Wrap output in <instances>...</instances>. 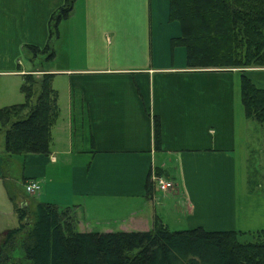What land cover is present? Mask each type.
I'll use <instances>...</instances> for the list:
<instances>
[{
    "label": "crops",
    "instance_id": "crops-1",
    "mask_svg": "<svg viewBox=\"0 0 264 264\" xmlns=\"http://www.w3.org/2000/svg\"><path fill=\"white\" fill-rule=\"evenodd\" d=\"M64 1L0 0V107L24 101L28 72L52 75L59 107L48 154L6 156L0 129V218L7 203L15 217L0 231L18 222L8 185L19 206L72 207L82 232L144 231L155 217L170 230L264 229V185L248 180L264 134L240 97L241 74L264 88V67H187L185 47L170 45L181 34L170 0H75L52 57L32 60L27 46L44 47ZM157 168L172 187L147 197Z\"/></svg>",
    "mask_w": 264,
    "mask_h": 264
},
{
    "label": "trees",
    "instance_id": "trees-1",
    "mask_svg": "<svg viewBox=\"0 0 264 264\" xmlns=\"http://www.w3.org/2000/svg\"><path fill=\"white\" fill-rule=\"evenodd\" d=\"M74 1L65 0L52 13L44 47L27 46L32 60L52 57L58 23L70 16ZM169 19L180 24L181 34L170 45L185 47L187 67H264V0H170ZM51 77L47 72L24 74L20 86L24 101L0 107L6 156L50 152L51 131L59 115ZM240 97L245 118L264 129V88L242 73ZM154 145L160 146L157 117ZM155 172L162 174L158 168ZM248 180L253 185L250 175ZM7 189L19 222L0 233V264H264V229L170 230L155 217L144 231L82 232L74 225L72 207L45 201L19 206L10 185ZM154 190L149 172L146 196Z\"/></svg>",
    "mask_w": 264,
    "mask_h": 264
},
{
    "label": "rangeland",
    "instance_id": "rangeland-1",
    "mask_svg": "<svg viewBox=\"0 0 264 264\" xmlns=\"http://www.w3.org/2000/svg\"><path fill=\"white\" fill-rule=\"evenodd\" d=\"M257 125L260 127L259 124H257ZM260 128H262V127H260ZM262 131L264 134L263 128H262ZM13 159L11 160V162L13 161ZM10 163H8V164L10 165ZM7 168H8V165L5 166V168H4L5 171H8ZM248 168L250 170V172H249L250 180L252 181L253 185L254 186L255 185L260 186L259 185L260 183H262L264 185V145H260V147L258 148L256 153L250 154V162L248 164ZM0 200H1V197H0ZM6 211H7L6 214H9V215H5V216L3 215V218H0V220L6 221L4 225H6L7 223H10L11 219L13 220L15 218V217H11V213L13 212V209H12L11 205L8 203H7V210ZM18 222H17V225H18ZM76 223L77 222H75V224H74L75 227L77 225ZM182 229H184V228H182ZM185 229H187V228H185ZM179 230H181V229H179ZM0 233H1V231H0ZM14 254H16V253H14ZM17 255L21 257L20 251H18ZM20 261L24 262L25 260L22 257V259Z\"/></svg>",
    "mask_w": 264,
    "mask_h": 264
},
{
    "label": "built area",
    "instance_id": "built-area-1",
    "mask_svg": "<svg viewBox=\"0 0 264 264\" xmlns=\"http://www.w3.org/2000/svg\"><path fill=\"white\" fill-rule=\"evenodd\" d=\"M151 180L154 184L156 190L165 192L172 187V181L168 180L162 176L156 175L155 173L152 174ZM24 189L27 194H35L39 189V185L34 180H27L24 184Z\"/></svg>",
    "mask_w": 264,
    "mask_h": 264
}]
</instances>
